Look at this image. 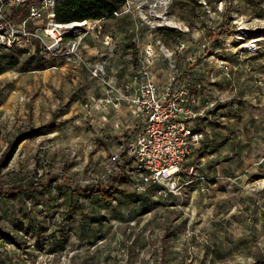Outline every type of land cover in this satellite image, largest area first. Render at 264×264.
Segmentation results:
<instances>
[{
    "label": "rangeland",
    "instance_id": "obj_1",
    "mask_svg": "<svg viewBox=\"0 0 264 264\" xmlns=\"http://www.w3.org/2000/svg\"><path fill=\"white\" fill-rule=\"evenodd\" d=\"M53 8L11 18L42 40L0 48L15 59L0 74V264H264V0H125L79 27L78 64L45 50ZM164 68L213 105L192 173L138 190L130 167L111 173L134 132L114 97L139 71Z\"/></svg>",
    "mask_w": 264,
    "mask_h": 264
},
{
    "label": "built area",
    "instance_id": "obj_2",
    "mask_svg": "<svg viewBox=\"0 0 264 264\" xmlns=\"http://www.w3.org/2000/svg\"><path fill=\"white\" fill-rule=\"evenodd\" d=\"M41 7L32 3L27 7V18L31 20L42 16V8L54 6L58 0H41ZM25 0H0V48L9 49L15 46L19 37H35L42 40L36 29L25 28V21L17 25L10 18V9H17ZM113 11L112 15H117ZM48 22L43 27L47 42H43L45 50L55 53L61 48V56L66 62L78 64L82 62L79 51V27H67L70 23H58L54 12L47 14ZM87 20H84L85 22ZM99 22V20H95ZM94 24L89 29L101 33V26ZM71 38L63 42L68 34ZM105 44L111 38L104 36ZM180 49H182L180 47ZM149 53V52H147ZM170 55V53L168 54ZM224 67V63H220ZM107 66L103 58L88 64L92 77H101ZM174 64L169 65L172 69ZM133 83H126L119 96L114 97V106L121 101L128 104L133 117V135L111 154V173L116 175L121 170L130 167L136 180V188L142 190L149 183L170 182L177 187V182L183 172L192 173L194 165L187 163L193 153L194 146L202 134L197 125L208 117L212 103L200 105L191 93L189 76L168 75V81L161 85L151 80L147 71H139ZM109 89L115 91L112 84L105 82ZM204 180V178H202Z\"/></svg>",
    "mask_w": 264,
    "mask_h": 264
},
{
    "label": "trees",
    "instance_id": "obj_3",
    "mask_svg": "<svg viewBox=\"0 0 264 264\" xmlns=\"http://www.w3.org/2000/svg\"><path fill=\"white\" fill-rule=\"evenodd\" d=\"M37 0H25L10 18H15ZM125 0H58L54 4V18L57 22L96 20L109 18L119 9ZM15 64V59L8 53H0V74Z\"/></svg>",
    "mask_w": 264,
    "mask_h": 264
},
{
    "label": "crops",
    "instance_id": "obj_4",
    "mask_svg": "<svg viewBox=\"0 0 264 264\" xmlns=\"http://www.w3.org/2000/svg\"><path fill=\"white\" fill-rule=\"evenodd\" d=\"M113 29H109V30H107V36H109L110 38H111V34H112V31ZM110 34V35H109ZM106 35H104V36H106ZM115 35V34H114ZM117 41V39L115 38V42ZM109 65V64H108ZM82 67H80V69H81ZM153 69H155V68H153ZM158 72H160V71H156L154 74L153 73H151V80L152 81H154L156 84H158V85H161L162 84V82H159V81H163V79H165L167 76H168V72H167V70L164 68V70L162 71V72H164L163 73V75H162V78H159V73ZM162 72H160V74L162 73ZM131 73V71L129 72H127L125 75L126 76H128L129 74ZM34 77H35V75H34ZM123 111L124 110H127V106L126 107H124V108H122V107H120ZM125 115V111H124V113L121 115V116H124ZM131 122H133V119H132V121Z\"/></svg>",
    "mask_w": 264,
    "mask_h": 264
},
{
    "label": "bare ground",
    "instance_id": "obj_5",
    "mask_svg": "<svg viewBox=\"0 0 264 264\" xmlns=\"http://www.w3.org/2000/svg\"><path fill=\"white\" fill-rule=\"evenodd\" d=\"M139 12H140L141 14H143V13H142V9H140ZM145 18H146V17H145ZM158 18L163 19L164 22H165V24H169L171 27L179 28V25H178L177 23L173 22L171 19L168 20V19H167L165 16H163V15H161V16L158 17ZM146 20H148V19L146 18ZM87 23H88V21H85V22H74V23H70L67 27H78V26H80V25H86Z\"/></svg>",
    "mask_w": 264,
    "mask_h": 264
}]
</instances>
